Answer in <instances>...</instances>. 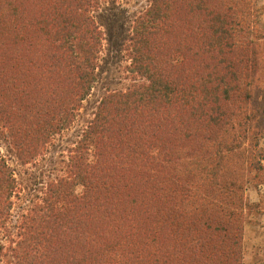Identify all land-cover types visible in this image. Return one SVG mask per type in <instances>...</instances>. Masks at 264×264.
Returning a JSON list of instances; mask_svg holds the SVG:
<instances>
[{
	"label": "trees",
	"instance_id": "obj_1",
	"mask_svg": "<svg viewBox=\"0 0 264 264\" xmlns=\"http://www.w3.org/2000/svg\"><path fill=\"white\" fill-rule=\"evenodd\" d=\"M116 0H0V121L33 161L98 80L94 14ZM257 0H151L65 172L24 200L0 146V264H243L248 186L264 181ZM262 113V111H261Z\"/></svg>",
	"mask_w": 264,
	"mask_h": 264
},
{
	"label": "rangeland",
	"instance_id": "obj_2",
	"mask_svg": "<svg viewBox=\"0 0 264 264\" xmlns=\"http://www.w3.org/2000/svg\"><path fill=\"white\" fill-rule=\"evenodd\" d=\"M151 0H116L103 3L94 14L95 21L103 33V50L100 56L98 80L83 104L74 123L67 129L53 136L43 152L33 161H21L13 146L10 130L0 121L1 154L15 171L19 188L24 200L15 199L12 214L17 218L20 207L26 208L28 201L41 196L46 183L65 172L69 150L91 118L95 106L105 95L107 89H122L131 84V64L127 53L128 39L136 18L146 10ZM261 12L260 24L264 29V0H257ZM252 107L260 112L259 125L264 128V91L256 90ZM262 111V113H261ZM264 151V137L260 140ZM264 168V161L262 162ZM246 201L253 207L247 212L243 229V264H264V181L257 186H248L245 192Z\"/></svg>",
	"mask_w": 264,
	"mask_h": 264
}]
</instances>
